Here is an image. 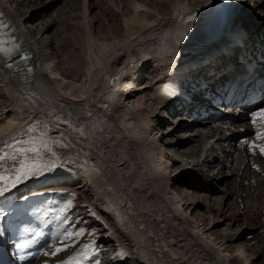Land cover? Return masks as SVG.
<instances>
[{
    "label": "bare ground",
    "instance_id": "1",
    "mask_svg": "<svg viewBox=\"0 0 264 264\" xmlns=\"http://www.w3.org/2000/svg\"><path fill=\"white\" fill-rule=\"evenodd\" d=\"M24 1L30 3V11L20 12V0H0V19L8 25L4 32L18 49L29 50L33 70L25 79L24 72L12 75L0 64V110L5 117L0 124V153L11 155L13 148L8 145L28 147L35 140L33 146L41 149L42 159H52L50 141L67 131L63 123L54 121L67 122L72 160L63 168V176L55 178L57 184L74 186L84 194L138 264H254L255 253L248 255L244 230L235 231L233 225L242 217L245 220V215L251 218L254 212H264V155L260 151L264 139L258 138L264 133V124H253L251 114L244 111L238 116L231 114L229 126L203 119L189 125L191 108H175L176 118L168 107L176 90H192L186 87L189 75L208 73L205 63L223 50L225 38L201 19L210 0H90L88 7L85 1V8L81 6L82 17L73 13L82 9L73 5L77 0H65L56 13L51 10L61 0ZM129 3L130 14L119 28L116 23L123 20L119 10L128 11ZM254 6L248 5V15L242 21L251 38L264 45V0ZM103 17L113 24L108 33H98L97 41L95 31L101 30ZM68 25H72L71 33L65 38L61 34L66 35ZM80 32L86 46H80L76 64L59 71L56 65L66 61L61 58L55 63L61 54L52 53L53 59L46 51L55 43L58 47L75 43V34ZM227 63L219 57L214 65ZM180 72L185 77L176 78L179 84L174 92L158 96L164 106L143 108L138 97L156 87L162 91L161 79H173ZM78 74L82 76L75 82ZM137 76L144 78L141 88ZM123 78L133 81L123 83L116 93ZM40 135L46 143H38ZM213 138L214 144L207 148ZM193 143L199 145L192 147ZM167 150H172V155ZM203 155L205 161L197 164ZM8 166L12 161L0 165V171ZM30 184L20 185L9 203L34 192L35 183ZM149 200L153 210L146 202ZM3 205L0 198V209L6 207ZM8 222L7 216L0 222L2 248ZM37 244L43 243L38 240ZM30 248L27 243L20 252L27 253ZM30 261L26 257L22 263Z\"/></svg>",
    "mask_w": 264,
    "mask_h": 264
},
{
    "label": "rangeland",
    "instance_id": "2",
    "mask_svg": "<svg viewBox=\"0 0 264 264\" xmlns=\"http://www.w3.org/2000/svg\"><path fill=\"white\" fill-rule=\"evenodd\" d=\"M84 1L88 7L90 5V0H77V2L73 3V5H76L75 7H78L79 9H81L82 7L85 8L83 6ZM134 1L135 0H133V2ZM177 1H179V0H177ZM188 1H190V0H188ZM191 1H195V0H191ZM20 2H21L20 3L21 5H24V6L20 5V7H21L20 12H22L24 10L30 11L31 8L28 7V6H30V3L26 2L24 4V2H25L24 0H20ZM64 2H65V0L58 1V3H56L54 5V8L51 10V13H56V11H58L59 7L62 6L64 4ZM148 3L149 2L146 1V4H148ZM131 6H132V4L129 3V10L128 11H127V9H120L119 10V12L122 13V14H120V13L119 14L121 16H123V20L121 22L119 21V23H116V25H119V28L123 26L125 18L127 17L128 14H130ZM16 8L18 10L19 7L16 6L15 10H16ZM83 8L81 9V12L79 10L78 11L76 10L77 12L76 11L73 12L74 15L76 14L78 17H82V12H84ZM135 10H136V8H135ZM91 11H92L91 15H93V10H91ZM96 11H98V8L96 9ZM27 14H30V12H28ZM78 14H80L81 16H79ZM47 19H49V17ZM88 19L91 20L90 18H88ZM103 19H104L103 20V26H100L102 31L100 29H98V31H95L96 40H97V35H99L100 32L105 33L107 31V29L109 28V26L113 24L112 20H110L108 17H103ZM71 20H73V19H71ZM95 26H99V25H95ZM36 27L37 26H35V28ZM71 27H72V25H68L67 28H69V29L66 28V35L65 34H61V35L65 36V38H67V37L69 38L70 33H71L70 32ZM107 33H108V31H107ZM121 33H122V31L120 32V34ZM35 34H37V33H35ZM35 34H33L31 36V38L34 37ZM75 35H77L76 36L77 40L75 43H77V44L80 43L78 45H75V43L68 45L66 43V44H64V47L60 46L61 47L60 48V47H58V45L56 43L52 45V43H53V41H52V43H51L52 46L51 47L49 46L50 48H48V50L44 49V51L47 50L46 53L48 54V57L49 56H50V58L53 57V59L55 58V56L52 55V53L61 54V55H59L58 59L55 58V63H57L61 58L66 61V63L63 64L64 66L60 63L56 65V67H57V69H59V71H61V69H64L66 67L69 68L72 65V63L76 64V61H77L76 55L79 53L78 51L80 50V46H82V45L86 46V44H87L86 40H84L83 34L81 32L78 34H75ZM110 38H112V35L110 36ZM39 48H40V46H39ZM76 49H77V51H76ZM117 62H118V60H117ZM78 64L81 66V71H82V69L84 67L82 66L83 64H80V60H79ZM69 71H71V69ZM183 72H180V74H177L176 77H174L173 79L171 76H170V79H168L166 81L164 79H161L160 84L164 87V89L162 91H159V89L156 87V89L152 90V93H149L147 95L146 94L142 95L141 98L138 97V100H140L143 104H145V106L143 108H149V107L150 108H157V107L161 108L162 106H164V104H162V102L160 101V99H161L160 97H162L166 94H171L172 92H174V87L176 89V85L179 84V83L178 84L175 83V82H178V80H176V78H178L179 76H181L179 78H182V76L184 78L185 75H183L184 74ZM202 74H204V73H202ZM202 74L196 75V73H195V74L189 75L188 80L192 81L193 78H200V77H202ZM81 76H82L81 74L75 75L74 81L76 82L77 80H79L81 78ZM128 76L129 75L127 74L126 77H128ZM135 76H136V74H135ZM124 80H127V79L123 78V79L118 81L117 87L119 89L118 88L116 89V91H115L116 93L119 90H121V87L124 84L128 83L129 81L130 82L133 81V80H129L127 82ZM135 80H137V82H138L137 84H139V88H141L140 85L144 82L143 81L144 78L139 79L137 76V77H135ZM143 86L147 87V85H143ZM100 95L101 94H98L99 98H100ZM158 96H160V97L158 98ZM150 98H152V99H150ZM153 99H156L160 103L154 104ZM107 100H108V104H109V99L107 98ZM111 100H113V99H111ZM108 111H111L110 112L111 114L114 113L110 109ZM165 112H167V111L165 110ZM162 115L163 114H161V117H162ZM177 115H178V111L176 110L173 116L177 118ZM4 118L5 117L2 115V112L0 110V124L3 122ZM162 120H164L165 122L167 121L165 119H162ZM160 121H161V119H160ZM54 122H56V123L58 122V124L61 122L59 125H62V123H63V125L66 127L67 131H69V129L71 128V127L69 128L67 122H64V121L62 122V121H58V120L57 121L55 120ZM166 125H167V123H166ZM39 127L40 128L37 129V132L38 131L41 132V130H42V126H39ZM65 127H63V128L65 129ZM167 127H168L167 128L168 130H171V128H169V126H167ZM67 131H64V133H62V136L60 137V139L58 138L57 140L55 139V140L50 141V145H52V147L50 145H48L49 147H51L50 152H54L56 156H52L51 157L52 159H50L49 157L48 158L43 157V162L45 163L47 161L46 163L51 164L53 169L51 168L50 170H48L44 174L45 177H44V175H42L43 177L42 176L39 177L41 179H39V178L36 180L32 179V180H29L28 182H26L27 184L31 183L29 185L30 187H32L33 182L35 183V184H33V186L39 187V188L37 187V189L35 187V189L33 190L34 192L27 195L28 198H30L32 196H38V195H45V196L44 197H38L36 199H31L26 204H23L21 206L20 210L26 214L27 219H29L30 216H32L33 219H36V221L38 222V225L41 226L42 228H45V227L46 228H52L53 229L52 231H54L55 236H56L53 240L54 243H50L48 247H47L48 241H46L44 238H42L41 240L37 239V241H35L36 239H33V240H30V241L24 243L23 245H25L27 243L28 244L31 243V248L27 252V253H31V255L27 256L28 258H31V261L29 263L34 264L40 257H42L44 259V261H42V262L39 261L38 262L39 264H50V263H48V261L52 262V261L60 260L65 255L68 256V254L70 255V253L76 254V253L80 252L82 249H85L86 246L91 245V247L88 248V252L91 256V259L85 261L86 263H84V264H138L132 258L131 253L124 248L126 246H124V244L122 243L120 238L114 233V229H113L112 225L108 221H106L105 219L101 218L98 214H96L95 211H93L91 206L88 204L89 200L87 199V197L84 194H82L74 186H69V185H65V186L61 185L60 186L59 184H57V180L55 178H57L59 180V177L61 175L63 176V174H64L63 172L65 171V170L63 171V168H66L65 166L69 165V163L71 164V160H72V158L70 156L69 149L67 147L68 140L70 139L68 136L72 137V135H71V133L68 134ZM163 131H166V130H163ZM40 132H38V133H40ZM63 136H65V137H63ZM37 139L39 140L38 143H41V144L47 142V141H45V138L42 135L38 136ZM75 139H77V138H75ZM59 142H61V143H59ZM197 145H199V143H193L192 147H196ZM217 148H219L221 150V147L218 146ZM167 151L168 152L170 151L169 153H170V155H172V153H173L172 150H167ZM60 153H61V155H60ZM177 158L180 160L184 159L181 156L180 157L177 156ZM52 162H54V163H52ZM181 164H184V163L182 162ZM54 167H55V169H54ZM216 167H217V164H216ZM228 169H230V168H228ZM228 169H225V171H227ZM82 170H83V172H86L85 167H83ZM51 174H53V175H51ZM46 176H48L49 178H47ZM55 176H57V177H55ZM45 178H47V179H45ZM50 178H53V179H50ZM43 179H45V180H43ZM40 180L45 184V185L43 184L44 186L42 185L44 189L40 185V184H42V182H40ZM49 180L50 181L53 180V181H51L50 183L47 182L48 183V185H47L46 181H49ZM54 182H56V185ZM46 189H48V190H46ZM53 190H55V192H56V193H54V195H46L47 193H51ZM146 200H148V199H146ZM232 200L235 201V198L231 197V201ZM258 200H260V198H258ZM21 201H24V199H22ZM21 201H18V202H21ZM68 201H71V207L67 206ZM16 202L17 201H14L11 204L10 203L9 204L11 206H14ZM146 202H147L148 206H151V208L153 210L154 207L151 205L152 204L151 201L149 200ZM3 206H5V205H3ZM61 209H64V211H61ZM11 210H12V208H11ZM11 212L12 211H10V213ZM200 213L202 214L204 212H200ZM12 214L13 213H11V215ZM250 215L253 217L249 218L248 215L247 216L245 215V220L242 217V219H241V221H239V223L233 225V230H235V229H236L235 231L241 230V229L244 230L245 240H244V237H243V240L247 245L248 255H253L255 253L253 255V258H255L254 264H264V212H261V211H260V213L254 212ZM7 220H9V222H8V224H9L10 219L8 218V216H7ZM246 220L249 221L248 224L245 223ZM243 221H244V223H242ZM244 224H246V225H244ZM246 229H248V230H246ZM69 233H71L72 235L68 236L67 234H69ZM76 233H81V235L77 236V235H75ZM38 240L40 241V244L41 243H43V244L38 245L37 244ZM56 248H63L65 250L60 251L59 253H56ZM79 249H81V250L78 251ZM76 250L78 252H75ZM253 251H254V253H253ZM45 252L49 253V255H47V256L44 255L43 253H45ZM53 253H55V254L53 255ZM71 256H73V255H71ZM40 260H41V258H40Z\"/></svg>",
    "mask_w": 264,
    "mask_h": 264
},
{
    "label": "snow or ice",
    "instance_id": "3",
    "mask_svg": "<svg viewBox=\"0 0 264 264\" xmlns=\"http://www.w3.org/2000/svg\"><path fill=\"white\" fill-rule=\"evenodd\" d=\"M231 2V0H229ZM8 27L5 21L0 19V64L10 69L14 74L17 72H24L26 74L25 79L32 73V68L27 67L28 56L26 53L21 52L16 47V42L10 35L4 32V29ZM16 53L20 54V63L13 64L8 61L13 60ZM253 124H264V108H260L251 113ZM29 131H33L30 129ZM259 139H264V133H262ZM248 144V141H244ZM35 140L30 142L28 147H17L15 144L8 145L13 148V153L9 155L7 152L0 153V165H5L7 161H12V166L5 167L3 171H0V198H3V204L6 205L3 209H0V222L4 221L5 216L11 211V205L9 199L12 198V193L18 189L20 185L25 184L29 180L37 179L44 175L48 170L52 168L51 164L43 162L40 155L41 149L33 146ZM261 155H264V147H261ZM55 156V153H52ZM24 196L23 199H27ZM68 207H71V201H68ZM64 211V209H61ZM27 231V229H25ZM4 229L0 227V235H2ZM71 236L72 234H67ZM79 236L81 233H76ZM25 245H20L23 249ZM91 245L85 247L80 252L76 253L74 257H71L68 261H64L63 264H84L85 261L90 260L91 256L88 252V248ZM63 248H56V253L63 251ZM44 255H49L45 252ZM55 253H53L54 255Z\"/></svg>",
    "mask_w": 264,
    "mask_h": 264
}]
</instances>
